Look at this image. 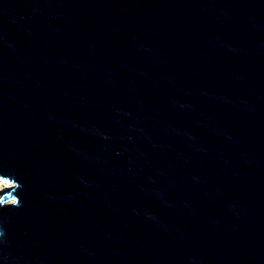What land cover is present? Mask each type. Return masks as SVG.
<instances>
[{
    "label": "water",
    "instance_id": "water-1",
    "mask_svg": "<svg viewBox=\"0 0 264 264\" xmlns=\"http://www.w3.org/2000/svg\"><path fill=\"white\" fill-rule=\"evenodd\" d=\"M0 180V264H264V0H0Z\"/></svg>",
    "mask_w": 264,
    "mask_h": 264
},
{
    "label": "rangeland",
    "instance_id": "rangeland-1",
    "mask_svg": "<svg viewBox=\"0 0 264 264\" xmlns=\"http://www.w3.org/2000/svg\"><path fill=\"white\" fill-rule=\"evenodd\" d=\"M11 185H12L11 183H8L4 180H0V197L3 196L4 193H6V191Z\"/></svg>",
    "mask_w": 264,
    "mask_h": 264
}]
</instances>
